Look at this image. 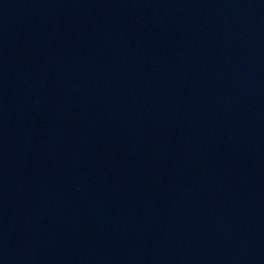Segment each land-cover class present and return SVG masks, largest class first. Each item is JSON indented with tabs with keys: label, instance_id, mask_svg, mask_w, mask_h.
<instances>
[{
	"label": "water",
	"instance_id": "1",
	"mask_svg": "<svg viewBox=\"0 0 264 264\" xmlns=\"http://www.w3.org/2000/svg\"><path fill=\"white\" fill-rule=\"evenodd\" d=\"M0 264H264V0H0Z\"/></svg>",
	"mask_w": 264,
	"mask_h": 264
}]
</instances>
